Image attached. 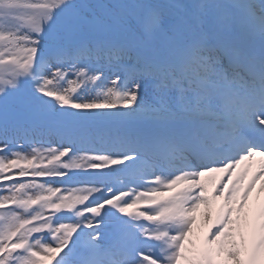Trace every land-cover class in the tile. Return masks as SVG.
<instances>
[{
  "label": "snow or ice",
  "instance_id": "6c2138e0",
  "mask_svg": "<svg viewBox=\"0 0 264 264\" xmlns=\"http://www.w3.org/2000/svg\"><path fill=\"white\" fill-rule=\"evenodd\" d=\"M258 182L264 0H0V264H264Z\"/></svg>",
  "mask_w": 264,
  "mask_h": 264
},
{
  "label": "bare ground",
  "instance_id": "6f19581e",
  "mask_svg": "<svg viewBox=\"0 0 264 264\" xmlns=\"http://www.w3.org/2000/svg\"><path fill=\"white\" fill-rule=\"evenodd\" d=\"M259 187H260V184L258 182L257 183V187H256V189L253 190V194L252 195L255 198L259 194L260 199H264V193H258ZM202 211L205 212L206 210L202 208ZM214 212H215V209H213V214H214ZM198 222L201 223V224H204V222H205L204 221V217H201Z\"/></svg>",
  "mask_w": 264,
  "mask_h": 264
},
{
  "label": "rangeland",
  "instance_id": "374dc122",
  "mask_svg": "<svg viewBox=\"0 0 264 264\" xmlns=\"http://www.w3.org/2000/svg\"><path fill=\"white\" fill-rule=\"evenodd\" d=\"M203 211H202V209H201V212L198 214V221H199V219L201 218V217H204L203 216ZM113 231V229L111 228V227H108V228H106V229H104V232H105V234L107 235V234H109V233H111Z\"/></svg>",
  "mask_w": 264,
  "mask_h": 264
}]
</instances>
